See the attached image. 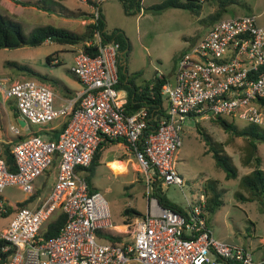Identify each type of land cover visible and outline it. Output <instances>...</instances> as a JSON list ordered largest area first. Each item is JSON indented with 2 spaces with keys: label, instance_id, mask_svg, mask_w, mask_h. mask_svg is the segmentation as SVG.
<instances>
[{
  "label": "built area",
  "instance_id": "built-area-1",
  "mask_svg": "<svg viewBox=\"0 0 264 264\" xmlns=\"http://www.w3.org/2000/svg\"><path fill=\"white\" fill-rule=\"evenodd\" d=\"M99 2L101 0H98ZM100 10L93 6L92 23ZM98 53L78 49L70 71L82 86L78 104L56 107L47 84L33 78L10 82L0 78V92L12 100L25 126L9 124L10 153L15 170L8 169L0 147V264H259L251 253L216 239L206 223L205 198L187 201L185 214L161 206L151 196L153 183L183 184L175 168V153L182 144L187 120L235 118L264 129V25L253 14L220 19L180 55L173 81L162 84L166 116L149 129L145 108L125 114L117 88L121 52L117 42L94 39ZM56 61V59H55ZM161 77V74H157ZM55 139L37 131L21 133L29 125L46 130L49 123L66 117ZM123 140L146 175L147 209L131 225L129 241H110L98 232L114 224L104 195L89 187L79 169L90 166L98 145ZM56 160L54 184L38 206H11L1 193L15 186L32 195L35 180ZM149 190V194H148ZM15 210L9 211L10 208ZM59 209L66 222L59 234L44 239L42 225Z\"/></svg>",
  "mask_w": 264,
  "mask_h": 264
},
{
  "label": "rangeland",
  "instance_id": "rangeland-1",
  "mask_svg": "<svg viewBox=\"0 0 264 264\" xmlns=\"http://www.w3.org/2000/svg\"><path fill=\"white\" fill-rule=\"evenodd\" d=\"M22 1L27 4L19 3ZM162 1L142 0L141 12H136V8L130 6L129 14L123 11L120 0H106L102 4L107 31L115 28L125 34L129 45V50L124 53L127 68L130 73H141L137 77V81L141 83L148 81L156 73L171 76L176 70L180 55L209 30L213 22L212 17L217 11H219L218 20L253 14L257 23L264 25V0H235L223 9H220L216 0H199L190 9L168 8L156 12L147 8ZM65 7L87 9L80 0H0V13L18 22L26 34L33 28L44 25L80 33L83 30L80 18H65L63 16ZM73 48L68 44L47 41L37 47L0 49V78H9L10 82L25 78L41 81L7 62L15 61L20 65L32 67L57 81L56 84L45 81L54 94V104L57 107L62 102L64 90L62 84L70 89L79 87L70 71L73 64ZM49 54L56 57L51 64L46 61V56ZM14 106L13 101L5 99L0 92V147L2 148L16 138L8 129L9 124L17 126L16 117L19 114L17 112V116L14 117ZM225 119L228 122L232 121L238 129L249 125L245 120L235 118L233 121L228 117ZM57 120L47 126L62 121L61 118ZM38 127L29 125V129H24L21 133L25 134ZM45 133L48 137L49 133ZM202 133L207 136L208 141L204 140ZM181 137L182 144L175 153L174 163L183 178V184L181 187L173 184L162 186L165 196L186 209L187 201L190 199H197L203 195L206 204V201L213 197L214 192L219 193L221 205L211 213L204 209L206 223L212 235L222 242L245 247L255 262L263 259L264 199H253L250 192L241 184V178L250 174L257 166L253 160L255 156L260 157L258 167L264 171V144H257V149L252 154L248 138L223 130L209 118L187 120ZM209 146H214L221 154L230 158L236 167L235 178H226L225 172L216 166L211 153L208 152ZM114 152L113 147L105 150L93 172L88 171L87 175L94 190L101 192L108 201L113 224H120L123 209L131 207L140 213L146 210L147 185L146 175L135 158L130 156L119 159L115 157ZM55 169L54 163L50 166L47 175L44 174L36 180L40 196H45L50 190ZM1 197L6 204L15 206L26 199L27 194L15 186H7L3 189ZM58 214L59 209L53 211L48 222L55 219ZM9 218L10 216L0 217V227L5 226ZM131 228V225H128L116 229L128 238Z\"/></svg>",
  "mask_w": 264,
  "mask_h": 264
},
{
  "label": "trees",
  "instance_id": "trees-1",
  "mask_svg": "<svg viewBox=\"0 0 264 264\" xmlns=\"http://www.w3.org/2000/svg\"><path fill=\"white\" fill-rule=\"evenodd\" d=\"M90 1V0H89ZM123 8L126 13L129 12V7H137L140 8L141 0H120ZM199 0H163L160 3L153 4L148 9H151L156 12H161L168 8H183L190 9L193 8L195 2ZM220 9H223L227 4L234 3L235 0H216ZM18 3V2H17ZM22 5L27 4L26 2H19ZM63 16H76L74 11H70L67 8H64ZM219 11L215 12V15L212 17L213 23L218 21ZM98 29L102 36V42H117L119 44V50L124 53L129 50V45L126 36L120 29H113L111 31H107L105 29V23L103 18L100 15V18L97 22V25L93 23H89L86 25L85 30L82 33H77L65 28L54 27L52 25H44L33 28L28 34L23 31L22 26L11 19L9 16L0 13V49H13L21 46H31L37 47L42 45L45 41L55 42L59 44H69V45H79L83 51L96 55L98 53V49L96 45H87L86 42L92 41L94 39V32ZM53 54H49L46 56L47 63L51 64L53 61ZM9 65H13L19 70L26 71L29 75H32L43 82L51 81L53 84H56V80L48 77L45 74H42L32 67L24 64H18L15 61L7 62ZM140 72H132L128 71L127 65L123 66V64H118V82L115 88L124 89L127 92V100L123 105L124 113L129 115L135 113L141 108H145L148 112L149 116V129L155 127L158 122L166 116L167 106H165V97L161 94L162 84L168 80L166 75H161L159 77L157 73L148 81H144L140 84H137L135 81L137 77H139ZM14 117L17 116V110L14 106ZM214 124L222 128L223 130L230 132L236 136H242L248 138L252 154L257 149V144H264V129L258 127L255 124H249L244 126L241 129H238L233 122L226 121L223 117L210 118ZM65 125L63 123L60 128L52 129L50 131H40V133H49L50 139H55ZM39 133V132H38ZM204 140L208 141L207 136L204 135ZM23 136H18L17 138H22ZM15 138V139H17ZM115 140H106L101 142L93 156L90 166L87 168L89 172H93L95 166L98 163V160L101 155V151L103 146L107 144V142H115ZM15 141V140H14ZM12 146V142L5 144L1 150V156L4 158L7 167L9 170H15V164L13 157L10 153V148ZM208 152L211 153L212 158L218 168L225 172L226 178H235L237 176L236 167L231 162L230 158L227 155L221 154L217 148L214 146H209ZM253 160L256 163V167L252 170V172L248 175H244L241 178V184L250 192L251 196L255 200L264 199V171L258 167L260 164V157L255 156ZM53 163H56L54 160ZM88 180V177H87ZM151 196L155 197L159 204L164 207H168L176 212L181 214H185V209L176 203L169 200L165 194L163 193L162 186L154 182L153 189L151 191ZM219 193L214 192L213 197L206 201L205 209L211 213L214 212L220 205L221 200L219 199ZM28 201H22L17 203L16 205L19 207L25 206ZM15 210V208H10L9 211ZM122 214L124 216L130 215V217H134L135 215H139L140 213L131 207H127L123 209ZM66 222V215L63 212H59L57 217L47 223L45 227L41 228V235L44 239H49L57 234H59L60 230L64 226ZM126 223H129L128 219L125 220ZM99 236L105 238L110 241H120L123 238L122 233H112V231L98 232ZM225 264H234L232 260H225ZM264 264V263H260Z\"/></svg>",
  "mask_w": 264,
  "mask_h": 264
},
{
  "label": "crops",
  "instance_id": "crops-1",
  "mask_svg": "<svg viewBox=\"0 0 264 264\" xmlns=\"http://www.w3.org/2000/svg\"><path fill=\"white\" fill-rule=\"evenodd\" d=\"M81 2H83L86 6H87V9H81V8H76V9H71V8H69V7H65V8H67L68 10H70V11H74L75 12V15L76 16H74V17H72V16H69V17H67V16H64L65 18H74V19H77V18H80V25L83 27V30L80 32V33H82L84 30H85V27H86V25H88L89 23H92V12H93V6H97L98 8H99V10H100V15H101V17L103 18V20H104V23H105V29H107V27H106V20H105V15L102 13V4L106 1V0H101L100 2L98 1V0H80ZM142 1V0H141ZM140 1V2H141ZM142 3V2H141ZM140 3V4H141ZM123 8V7H122ZM135 8H136V12H138V13H140L141 12V5H140V8H137L136 6H135ZM123 11L125 12V10H124V8H123ZM126 13V12H125ZM127 14H129V13H127ZM63 17V16H62ZM211 25H212V23H211ZM115 29V28H114ZM125 35V34H124ZM45 42H47V41H45ZM69 45V44H68ZM72 47H74L73 49V51H74V55H75V53H76V51L78 50V49H81V47L79 46V45H71ZM121 52V51H120ZM53 58H56V57H54L53 56ZM57 58L59 59V57L57 56ZM73 58H74V56H73ZM52 62H54V61H52ZM51 62V63H52ZM60 62V61H59ZM119 64H123V66H126L127 65V61H126V59H125V57H123V52H121V59H120V61H119ZM172 77V78H171ZM74 79L78 82V84H79V87L78 88H76V89H70V88H68L67 86H65L64 84H62L63 85V91H62V98H61V100H62V102H60L59 103V105L57 106V107H61V106H64V105H67L68 103H74L75 102V105H77L78 104V101H77V92H80L81 90H82V86H81V84H80V82L78 81V79L76 78V76L74 75ZM168 79L169 80H171V81H173V79H174V73H172L171 74V76H169L168 77ZM41 82H43V81H41ZM137 84H140L141 82H138L137 81V79H136V81H135ZM45 83V82H44ZM57 83V82H56ZM48 85V84H47ZM118 93H119V96L123 99V101L124 102H126V100H127V92H126V90H124V89H118ZM165 106H166V102H165ZM66 118H67V116L66 117H64V118H61V122L60 121H58V120H60V118L57 120L58 121V123L57 124H55V125H51V126H47L46 127V130H41V131H47V129H48V131H50V130H52V129H58V128H60L61 127V125L65 122V120H66ZM39 130V127L38 128H36V129H34V130H30L29 132H26L25 134L23 133V135H27V134H29V133H31V132H35V131H37V132H39L40 133V131H38ZM41 134H44L45 136H46V133H41ZM49 137V136H48ZM113 147V149L115 150V157H118L119 159L120 158H122V157H130V156H132V157H134V155H133V153L131 152V150L129 149V147L127 146V144L123 141V140H115V142H107V144L105 145V146H103V148H102V151H101V155H100V158H99V160L101 159V157L103 156V153H104V151L105 150H107V149H110V148H112ZM117 158V159H118ZM98 160V161H99ZM54 164V163H53ZM56 164V163H55ZM50 168V167H49ZM49 168L42 174V175H44V174H46L47 172H48V170H49ZM88 168V167H87ZM87 168H82V169H79V173L80 174H82L83 176H85V178H86V180H87V177H88V175H87V172H88V170H87ZM42 175H40V176H42ZM47 175V174H46ZM56 175H57V166H56V169H55V173H54V181H55V179H56ZM39 176V177H40ZM38 179V178H37ZM36 179V180H37ZM36 180H35V183H34V190H33V193H32V195H30V196H28L27 195V198L26 199H24L23 201H28L27 202V207H30V208H35L36 206H38V204H39V202H40V200L41 199H43L45 196H47L48 195V193L50 192V190H51V188H52V186H53V184H54V181H53V184H52V186H51V188H50V190L46 193V195L45 196H40L39 195V192H40V190H39V188L36 186ZM87 182H88V184H89V187L90 188H92V189H94L92 186H91V184H90V182H89V180H87ZM146 201H147V199H146ZM25 205V206H26ZM146 209H147V202H146ZM59 212H61L60 210H59ZM146 212V210L143 212V213H140L139 215H135L134 217H130V215H128V216H124L122 213H121V221H120V224L118 223V224H114V228H113V230H112V233H114L115 234V232L116 233H121V232H119V231H117V229L116 228H118V227H125V226H128V225H132L133 224V222L136 220V218H138V217H140V216H142L144 213ZM126 219H128V221H130L129 223H126L125 222V220ZM47 223H48V221L47 222H45L43 225H42V227H45V225H47ZM264 240V239H263ZM131 263H137V262H131ZM131 263H129V264H131ZM257 263H264V258L263 259H261V260H259V261H257Z\"/></svg>",
  "mask_w": 264,
  "mask_h": 264
},
{
  "label": "water",
  "instance_id": "water-1",
  "mask_svg": "<svg viewBox=\"0 0 264 264\" xmlns=\"http://www.w3.org/2000/svg\"><path fill=\"white\" fill-rule=\"evenodd\" d=\"M16 121L20 126H25L26 122L20 117H16Z\"/></svg>",
  "mask_w": 264,
  "mask_h": 264
},
{
  "label": "bare ground",
  "instance_id": "bare-ground-1",
  "mask_svg": "<svg viewBox=\"0 0 264 264\" xmlns=\"http://www.w3.org/2000/svg\"><path fill=\"white\" fill-rule=\"evenodd\" d=\"M125 241H129V238H126Z\"/></svg>",
  "mask_w": 264,
  "mask_h": 264
}]
</instances>
